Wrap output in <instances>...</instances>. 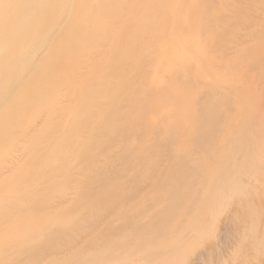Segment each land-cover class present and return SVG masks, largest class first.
<instances>
[{"label":"bare ground","instance_id":"1","mask_svg":"<svg viewBox=\"0 0 264 264\" xmlns=\"http://www.w3.org/2000/svg\"><path fill=\"white\" fill-rule=\"evenodd\" d=\"M259 190L264 0H0V264H244Z\"/></svg>","mask_w":264,"mask_h":264},{"label":"rangeland","instance_id":"2","mask_svg":"<svg viewBox=\"0 0 264 264\" xmlns=\"http://www.w3.org/2000/svg\"><path fill=\"white\" fill-rule=\"evenodd\" d=\"M259 191H260V192H259ZM259 191H254V192H255V193H256V192H257V193H260L258 197L261 196V200H260V201H263V203H264V200H263V199H264V197H263V196H264V195H263L264 191H263V190H262V191L259 190ZM244 218H245V217H244ZM244 218H242V216L240 217L241 222L245 220ZM243 219H244V220H243ZM238 221H239V220H238ZM252 222H254V221H252ZM243 223H244V222H243ZM254 223H255V222H254ZM254 223H252V224H253V227H254V225H255ZM256 226H257V224H256ZM257 227H258V226H257ZM257 227H255V228L258 229ZM255 228H254V230H251V229H253V228H251L250 230H251V231H255V230H256ZM258 230H259V229H258ZM248 232H250V231H248ZM255 235H256V234H255V232H254V236H255ZM250 236H251V235H250ZM257 236H258V235H257ZM253 239H254V237H253ZM253 239H252V237H251V239H249V240H252V242H250V241L248 240V241H249V242H248V243H249V246H248V247H250V244H253V242H254L255 240H256L257 244H260V243H261V241H260V242L257 241L256 237H255V240H254V241H253ZM262 241H263V240H262ZM119 242H121V241H119ZM123 242H124V241H123ZM123 242H122V244L124 245ZM125 242H126V241H125ZM256 242H255V243H256ZM257 244L254 245L255 248H256V245H257ZM118 245H119V244H118ZM120 245H121V244H120ZM123 245H121V246H123ZM126 245H127V244H126ZM258 246L260 247V245H258ZM258 246H257V248L255 249V250H256V253H254V254H255L254 257H256V259H257V256H256V255L261 251V250H258V249H259ZM261 246L263 247V246H264V243H263ZM248 247H247V249H245L246 251H244L245 253H243V254L245 255V254L248 252V256H246V257H248L249 259H246V257L243 258L244 260L246 259L245 261H242V262H244V264H251V262H250V261H251V260H250V257L252 256L251 254H253V252H255L254 248H252L253 245H252V247H250V248H248ZM118 248H119V247H118ZM120 248H123V249H124V247H120ZM251 248H252V251H251V253H250L249 251H250ZM260 248H261V247H260ZM263 248H264V247H263ZM263 248H262V249H263ZM123 249H122V250H123ZM248 249H249V250H248ZM117 250H119V249H117ZM247 250H248V251H247ZM257 250H258L259 252H257ZM123 251H124L123 253L125 254V250H123ZM119 252H120V254L122 255V251H119ZM119 252H116V253L119 254ZM128 252L130 253L129 250L127 251V254H128ZM116 253H115V254H116ZM131 253L134 254L133 252H131ZM249 253H250V254H249ZM261 253H262L263 255H262ZM115 254H114V255H115ZM120 254H119V257L121 256ZM124 254H123V255H124ZM132 254L130 255V258H131V256H132ZM138 254H139V253H138ZM142 254H143V253H142ZM260 254H261V255H260ZM260 254L258 255V256H259L258 258H259V260H261V261H262V259H263L262 263L264 264V258H263V257L261 258V256H264V253L261 251ZM125 255H126V254H125ZM144 255H145V254H144ZM244 255H242V256L244 257ZM249 255H250V257H249ZM92 256H93V255H92ZM134 256H135V255L132 256L133 259H131V260H133V264H138L140 261H139V262H137V261L134 262V260H135ZM89 257H91V256H89ZM112 257H116V258H117V255H116V256H112ZM112 257H111V261H112ZM121 257H122V256H121ZM125 257L128 258V259H130V258L127 257V256H125ZM135 257H136V256H135ZM139 257H140L141 259H144L143 257H141V254H139L138 258H137V257H136V258H137V259H140ZM237 257H239V256H237ZM237 257H236V258H237ZM254 257H253V261H255V258H254ZM151 258H152V257H151ZM240 258H241V257H239V258H237V259H240ZM113 259H114V258H113ZM119 259H120V258H119ZM119 259H118V260H119ZM141 259H140V260H141ZM153 259H154V258H153ZM153 259H152V260H153ZM243 259H242V260H243ZM251 259H252V258H251ZM93 260H94V259H93ZM126 260H127V259H125V260L122 259V260H119V262H117V260H116L115 263H113L114 261H112V263H111V262H109V259H108L107 263L109 262L110 264H116V263H117V264H120V263L122 262V264H123V262L126 261ZM144 260H145V259H144ZM144 260H143V261H144ZM147 260H149V258H147ZM147 260H145V261H147ZM84 261H85V260H84ZM90 261H92V260H90ZM120 261H121V262H120ZM128 261H129V260H128ZM141 261H142V260H141ZM150 261H151V260H150ZM246 261H247L248 263H245ZM261 261H260V262H261ZM86 262H89V261L86 260ZM86 262H83V263L86 264ZM104 262L106 263V261H104ZM130 262H132V261H130ZM130 262H129V264H130ZM148 262H149V261H148ZM239 262H240V261H239ZM255 262H256V263H254V264H259L258 261H255ZM105 263H104V264H105ZM109 263H108V264H109ZM124 263H125V262H124ZM141 263H142V262H141ZM141 263H140V264H141ZM240 263H241V262H240ZM262 263H261V264H262ZM88 264H90V262H89ZM145 264H147V262H146ZM252 264H253V263H252Z\"/></svg>","mask_w":264,"mask_h":264}]
</instances>
